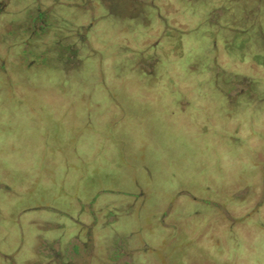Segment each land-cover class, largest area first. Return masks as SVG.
<instances>
[{
	"label": "rangeland",
	"instance_id": "374dc122",
	"mask_svg": "<svg viewBox=\"0 0 264 264\" xmlns=\"http://www.w3.org/2000/svg\"><path fill=\"white\" fill-rule=\"evenodd\" d=\"M0 264H264V0H0Z\"/></svg>",
	"mask_w": 264,
	"mask_h": 264
},
{
	"label": "trees",
	"instance_id": "16d2710c",
	"mask_svg": "<svg viewBox=\"0 0 264 264\" xmlns=\"http://www.w3.org/2000/svg\"><path fill=\"white\" fill-rule=\"evenodd\" d=\"M144 7V6H143ZM132 9H130V10H128V9H126V7H125V9L123 8L122 9V13H126L128 16H138V15H140V9H139V7H138V9L137 10H135V11H131ZM128 12H130V13H128Z\"/></svg>",
	"mask_w": 264,
	"mask_h": 264
}]
</instances>
